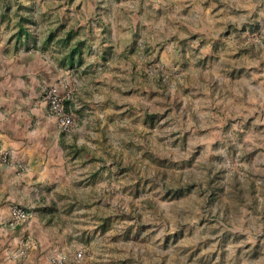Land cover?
I'll return each mask as SVG.
<instances>
[{
    "label": "rangeland",
    "instance_id": "374dc122",
    "mask_svg": "<svg viewBox=\"0 0 264 264\" xmlns=\"http://www.w3.org/2000/svg\"><path fill=\"white\" fill-rule=\"evenodd\" d=\"M39 1H0L7 28L43 11L87 125L75 173L48 186L52 263L264 264V0H113L115 42L98 10Z\"/></svg>",
    "mask_w": 264,
    "mask_h": 264
},
{
    "label": "crops",
    "instance_id": "0c3cea01",
    "mask_svg": "<svg viewBox=\"0 0 264 264\" xmlns=\"http://www.w3.org/2000/svg\"><path fill=\"white\" fill-rule=\"evenodd\" d=\"M87 1L77 2V7L82 3V15L78 18L98 10L95 15L98 14L99 24L113 28L115 42L119 9L112 6L113 0ZM1 8L2 4L0 145L10 151L12 161L8 166L0 167V264H53V251L47 245L54 241L52 235L57 228L51 227L58 225V218L46 216L48 212L45 211L53 209L57 201L49 197L48 186L58 184L59 180L68 181L75 173L74 152L87 125L74 126L68 136L61 133L56 120L49 116L45 89L57 87L61 95L68 91L69 103H72L75 96H71V86L77 81L71 79L75 71L61 70L63 57L59 54L58 39L53 41L55 31H52L50 42L41 36L43 11L35 17L21 16L16 27L7 28L12 24V11ZM51 14L58 23L64 21L63 14L56 11ZM78 21V27L84 26L81 19ZM47 49L49 52H45ZM17 206L33 211L34 217L24 227L12 228L9 225L11 211ZM25 235L36 241V247L33 246L21 260L17 258V250Z\"/></svg>",
    "mask_w": 264,
    "mask_h": 264
},
{
    "label": "built area",
    "instance_id": "2783aa9c",
    "mask_svg": "<svg viewBox=\"0 0 264 264\" xmlns=\"http://www.w3.org/2000/svg\"><path fill=\"white\" fill-rule=\"evenodd\" d=\"M44 100L48 105L49 116L56 120L61 133L69 134L74 128V119L68 114L66 110V98L61 96L56 87H49L45 89ZM12 156L9 150L0 145V167L10 165ZM30 213L20 207H14L11 211V219L9 225L12 228L24 227L30 222ZM33 243L30 240L22 242V245L17 252V257L25 258L32 249ZM53 264H68L66 258L56 257Z\"/></svg>",
    "mask_w": 264,
    "mask_h": 264
},
{
    "label": "trees",
    "instance_id": "16d2710c",
    "mask_svg": "<svg viewBox=\"0 0 264 264\" xmlns=\"http://www.w3.org/2000/svg\"><path fill=\"white\" fill-rule=\"evenodd\" d=\"M75 37H76V36H75V34H74L73 32H69V33L67 34L66 38L64 39L65 46H67L68 44H70L71 40H72L73 38H75ZM51 39H52V35H50V37L48 38L47 42H50ZM78 48H79V47H78ZM78 48H74V49L70 52V54H69L68 59H70V62H71L72 65H73V63H74V59H75V56L77 55V53L80 54V52H78V50H79Z\"/></svg>",
    "mask_w": 264,
    "mask_h": 264
}]
</instances>
